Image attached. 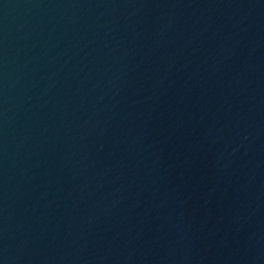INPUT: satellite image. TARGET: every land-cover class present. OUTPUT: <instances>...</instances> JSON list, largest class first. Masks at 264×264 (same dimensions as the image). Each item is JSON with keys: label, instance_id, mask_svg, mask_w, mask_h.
Here are the masks:
<instances>
[{"label": "water", "instance_id": "1", "mask_svg": "<svg viewBox=\"0 0 264 264\" xmlns=\"http://www.w3.org/2000/svg\"><path fill=\"white\" fill-rule=\"evenodd\" d=\"M0 264H264V0H0Z\"/></svg>", "mask_w": 264, "mask_h": 264}]
</instances>
